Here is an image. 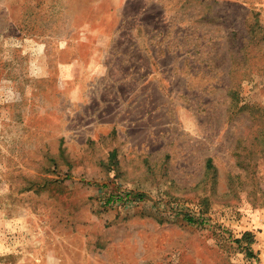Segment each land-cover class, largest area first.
<instances>
[{
	"label": "rangeland",
	"instance_id": "rangeland-1",
	"mask_svg": "<svg viewBox=\"0 0 264 264\" xmlns=\"http://www.w3.org/2000/svg\"><path fill=\"white\" fill-rule=\"evenodd\" d=\"M0 264H264V0H0Z\"/></svg>",
	"mask_w": 264,
	"mask_h": 264
}]
</instances>
